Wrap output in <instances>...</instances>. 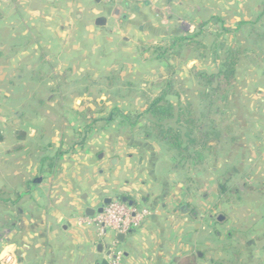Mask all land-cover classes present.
Instances as JSON below:
<instances>
[{
    "label": "crops",
    "instance_id": "crops-1",
    "mask_svg": "<svg viewBox=\"0 0 264 264\" xmlns=\"http://www.w3.org/2000/svg\"><path fill=\"white\" fill-rule=\"evenodd\" d=\"M180 3L0 0V11L8 13L3 19L0 12V264L8 257L7 264H111L110 248L122 252L119 264H176L182 258L195 264H264L256 220L255 236L246 241L224 240L218 231L212 239L216 225L199 226L205 203L199 197L202 204L195 206L194 179L180 174L162 143L146 138L145 120L133 127L99 120L114 106L140 111L147 91L161 90L170 63L146 58L147 46L192 33L215 15L202 4L190 9L192 15ZM115 6L121 9L117 18ZM99 17L103 24L96 23ZM112 72L113 83H106ZM50 73L55 86L81 82L69 98L73 108L51 118L43 107ZM120 81L121 89L98 90ZM131 88L140 93L131 96ZM257 89L256 101L263 102ZM93 104L105 107L94 110ZM91 119L96 122L85 128ZM249 161L256 181L264 160ZM123 198L151 214L122 238L112 230L101 238L88 219L107 200ZM206 198L210 212L217 194L211 190ZM219 216L216 224L226 220Z\"/></svg>",
    "mask_w": 264,
    "mask_h": 264
},
{
    "label": "rangeland",
    "instance_id": "rangeland-1",
    "mask_svg": "<svg viewBox=\"0 0 264 264\" xmlns=\"http://www.w3.org/2000/svg\"><path fill=\"white\" fill-rule=\"evenodd\" d=\"M4 3L7 4V1ZM201 4L202 8H205L211 14H215L213 17H216L211 20L214 23L209 22L200 35L201 40L214 51L212 52V49H210L205 59H198L197 53L183 50L180 57L169 62L171 65L168 66L171 67L172 72L166 69L163 81H171L172 91L178 93V97L175 101L173 98L172 102L176 105L178 100L183 102L187 99L194 104L196 103L200 87L191 74L192 70L188 68L194 66V70L202 69L215 72L218 66V60L215 62L213 60L215 52L218 53V56H222L224 49L236 45L240 47L243 53L236 66L234 86L228 93L226 100L219 104V113L216 116L221 128L229 127L228 134L213 145L209 151L205 152L202 163L186 162L177 169L181 175L187 172L188 176L194 179L191 185L199 191V195L196 197L198 203L195 206L198 207L201 206L202 202L205 203L201 206L202 208L204 206L205 212L197 220L199 226L207 221L216 225L214 227L216 231L212 228L209 237L216 238L214 232L218 231L220 237L224 240L246 241L252 238V235L255 236L254 229L251 226L254 220L258 224L259 234L262 237L264 236V166L262 164L257 167L258 174L255 176L256 181H254L252 177L256 171L252 169L249 161L250 157L252 159L256 158L262 163L264 160V101H256L259 98L256 94L258 93L257 88H261L260 94H264V40L260 44L253 43L252 39L255 38V35L250 33L252 28L257 31L263 29L264 0H182V4L180 3L183 8L188 10H193ZM222 5L223 10L221 9ZM217 6L220 7L221 13L217 11ZM0 12L2 13V11ZM191 12L192 15H195L194 11ZM7 16L8 13L5 16L3 14V19ZM170 16H174L173 12ZM239 23L240 25H238ZM237 26L239 28L235 29ZM195 31H197V28L192 30V32ZM185 33H187L186 30ZM164 43L157 42L154 45L163 46ZM145 57H151L150 53L146 52ZM190 61L194 63L188 65ZM51 75L50 73V86L43 88L44 100L47 97L49 98V101L43 104V107L46 108L44 110L49 112L48 116L50 118L60 116L63 112L66 113L69 108H73L75 104L69 98L73 97L74 92L81 88L77 86L81 85V82L70 86H68V83L61 86L52 85L54 82ZM123 84L124 82L120 81L116 82L115 86L102 87L98 90L109 93L120 88L119 85ZM162 88L163 86H161ZM151 90L154 92H151ZM38 91H42L41 88H38ZM147 92H149L148 97L153 98L161 90L150 89ZM130 93L131 96H134L139 94L140 91L137 88H131ZM34 103L32 104L35 106ZM93 109L98 108L94 105ZM206 176L213 177V184H207L204 181L207 178ZM212 185L214 190L211 189ZM211 190L217 194L218 205L213 206V210L207 212L205 209V206L208 205L206 197ZM199 197H202V202L201 200L199 202ZM196 207L193 208L196 209ZM219 215L226 216V220L216 224ZM201 220H203V223H201ZM230 253H232V250Z\"/></svg>",
    "mask_w": 264,
    "mask_h": 264
},
{
    "label": "trees",
    "instance_id": "trees-1",
    "mask_svg": "<svg viewBox=\"0 0 264 264\" xmlns=\"http://www.w3.org/2000/svg\"><path fill=\"white\" fill-rule=\"evenodd\" d=\"M213 18L216 17L212 16L209 20L202 22L195 32L174 35L163 46L149 45L146 47V51L150 53L152 59L167 63L180 57L183 50L197 53L198 59H205L212 48L201 40L200 35L203 33V28L212 22ZM238 28L239 26L235 29ZM250 33L255 35V38L252 39L253 43L260 44L264 40V25L261 31L252 28ZM242 53L243 51L236 45L224 49L222 56H218V53L215 52L213 60L214 62L218 60L215 72L202 69L194 70V66L190 68L193 78L200 87L195 104L186 99L183 102L178 100L175 105L168 97H178V93L172 91L171 81H166L161 92L148 99L144 109L132 113L114 106L105 117L99 120H104L106 123L117 120L119 123L131 127L141 120H145L146 138L162 143L172 153L171 160L175 168L182 167L184 163H191V161L202 163L205 152L228 134L229 127L221 128L216 116L219 113V104L226 100L234 86L236 66ZM167 69L172 72L171 67L168 66ZM115 77V72L110 73L105 78L106 83H113ZM103 106L102 104L98 109L102 110ZM95 122L94 119L89 120L85 128ZM188 181L187 178L186 182ZM176 262V264H195L189 258H182Z\"/></svg>",
    "mask_w": 264,
    "mask_h": 264
},
{
    "label": "built area",
    "instance_id": "built-area-1",
    "mask_svg": "<svg viewBox=\"0 0 264 264\" xmlns=\"http://www.w3.org/2000/svg\"><path fill=\"white\" fill-rule=\"evenodd\" d=\"M101 1L110 3L115 0ZM150 214L151 211L147 208L135 207L119 199H112L109 203L102 206V210L100 212H97L88 220L97 227L98 234L102 238L108 230H112L117 234H125L130 230L137 228ZM110 253L114 256L111 264H119V258L122 256V252L120 250L110 248ZM9 261H11L10 257L1 261V263L7 264Z\"/></svg>",
    "mask_w": 264,
    "mask_h": 264
},
{
    "label": "water",
    "instance_id": "water-1",
    "mask_svg": "<svg viewBox=\"0 0 264 264\" xmlns=\"http://www.w3.org/2000/svg\"><path fill=\"white\" fill-rule=\"evenodd\" d=\"M118 1H121V0H118ZM120 12H121L120 7H119V6H115V7L113 8V10H112V16L117 18V17L119 16V13H120ZM96 23H97V24H103V23H104V18L99 17V18L96 20ZM123 201H125V198H123ZM106 202L109 203L110 200H107ZM107 203H106V204H107ZM129 205H131V204H129ZM179 208H180L181 211H186V210L188 209L187 206H186L185 204L180 205ZM101 210H102V208H99L98 212H100ZM218 219H219V220L222 219V216H219ZM123 235H124V233H118V238H122Z\"/></svg>",
    "mask_w": 264,
    "mask_h": 264
}]
</instances>
